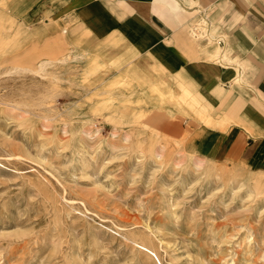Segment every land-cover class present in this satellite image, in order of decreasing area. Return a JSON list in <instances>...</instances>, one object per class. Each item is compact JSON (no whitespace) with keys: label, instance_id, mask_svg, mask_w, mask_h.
Listing matches in <instances>:
<instances>
[{"label":"rangeland","instance_id":"374dc122","mask_svg":"<svg viewBox=\"0 0 264 264\" xmlns=\"http://www.w3.org/2000/svg\"><path fill=\"white\" fill-rule=\"evenodd\" d=\"M67 3L0 0V264H264V169L172 133L203 113Z\"/></svg>","mask_w":264,"mask_h":264},{"label":"crops","instance_id":"0c3cea01","mask_svg":"<svg viewBox=\"0 0 264 264\" xmlns=\"http://www.w3.org/2000/svg\"><path fill=\"white\" fill-rule=\"evenodd\" d=\"M65 11L93 41L114 33L112 43L119 40L157 72L181 75L229 122L214 129L167 114L168 129L195 152L264 169V0H68ZM212 12L214 20L207 18ZM199 14L210 27L191 34Z\"/></svg>","mask_w":264,"mask_h":264},{"label":"bare ground","instance_id":"6f19581e","mask_svg":"<svg viewBox=\"0 0 264 264\" xmlns=\"http://www.w3.org/2000/svg\"><path fill=\"white\" fill-rule=\"evenodd\" d=\"M80 55L76 54L75 58H79ZM48 62V61H47ZM42 66H44V63L42 64ZM171 78H173L172 84H171V89L180 95L181 98H183L185 100V103L187 102V99L190 100L189 101V112L193 113L194 111H201V115L203 113L202 116H200V120L199 122H205V118H210V117H214V128L216 127V120H218V122L220 121L219 116H216L213 114V108L211 109H206L204 104H202L198 98L193 94L192 91H190L189 88H187L186 86H183L179 80L176 79L175 74H171ZM242 79L240 77L237 78V81H241ZM206 115V116H204ZM210 116V117H209ZM211 119V118H210ZM224 123H227V125L229 126V122L228 121H224ZM217 129V128H216ZM157 157L161 158L162 154L161 153H157L156 154ZM245 184V183H244ZM254 185V184H253ZM261 194V193H260ZM263 194V193H262ZM142 247H144V249H146L152 256H154L158 263L161 264L160 259L158 258L157 253L155 252L154 249H152L151 247H149L146 244H142Z\"/></svg>","mask_w":264,"mask_h":264}]
</instances>
